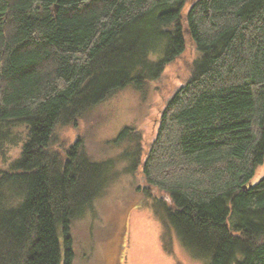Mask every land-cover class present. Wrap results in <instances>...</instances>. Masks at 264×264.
<instances>
[{"label":"trees","instance_id":"trees-1","mask_svg":"<svg viewBox=\"0 0 264 264\" xmlns=\"http://www.w3.org/2000/svg\"><path fill=\"white\" fill-rule=\"evenodd\" d=\"M183 29L198 57L147 149L123 126L103 142L113 153L95 158L92 109L126 86L143 95L185 50ZM80 121L87 135L57 138ZM19 126L26 139L0 170V264H92L76 261L73 222L137 170L143 195L168 197V221L195 256L264 264V174L253 181L264 163V0H0V151Z\"/></svg>","mask_w":264,"mask_h":264},{"label":"rangeland","instance_id":"rangeland-1","mask_svg":"<svg viewBox=\"0 0 264 264\" xmlns=\"http://www.w3.org/2000/svg\"><path fill=\"white\" fill-rule=\"evenodd\" d=\"M188 6L189 2L183 7V13ZM183 34L185 50L165 66L158 79L146 85L143 95L132 86L118 89L92 109L88 135L83 129L86 122L80 121L76 128L58 129L57 138L69 144L78 133H85L88 152L98 158L106 152L113 153V149L104 148V141L114 138L123 126H131L140 130L146 150L167 97L188 78L191 65L198 57L187 30L183 29ZM161 55L162 49H159L151 51L149 58L157 59ZM25 139L23 126L11 130V139L2 143L0 170L9 168ZM263 174L264 163L257 167L253 181ZM141 189L144 182L139 170L120 172L95 201L93 213L73 222L77 263L86 256L92 264H208V258L195 256L180 242L167 218L168 197L156 189L146 197ZM138 200L140 204H135Z\"/></svg>","mask_w":264,"mask_h":264}]
</instances>
